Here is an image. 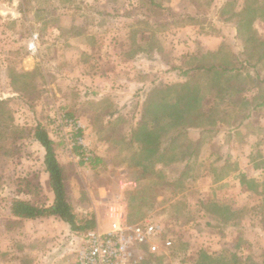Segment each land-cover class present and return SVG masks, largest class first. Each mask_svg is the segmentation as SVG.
I'll list each match as a JSON object with an SVG mask.
<instances>
[{"label":"rangeland","instance_id":"obj_1","mask_svg":"<svg viewBox=\"0 0 264 264\" xmlns=\"http://www.w3.org/2000/svg\"><path fill=\"white\" fill-rule=\"evenodd\" d=\"M153 1L0 0V121L15 127L0 139L6 146L0 154V264H70L74 257L78 232L59 218L10 214L12 198L38 205L53 198L44 149L33 137L37 123L53 140L74 210L94 217L87 231L107 229L109 207L118 206L128 223L156 222L172 239L131 264H214L202 263L199 250L212 258L237 251L262 262L264 66L246 64L235 27L257 14L252 28L264 39V0H247L251 12L243 9L245 0ZM34 34L32 52L27 44ZM196 64L235 67L217 93L211 86L224 82L185 78L189 94L200 84L204 96H214L216 123L189 132L201 139L197 157L143 173L130 129L152 90L173 87L180 70ZM61 112L76 122L98 164L80 161L72 128L57 127ZM202 199L220 202L212 215Z\"/></svg>","mask_w":264,"mask_h":264},{"label":"trees","instance_id":"obj_2","mask_svg":"<svg viewBox=\"0 0 264 264\" xmlns=\"http://www.w3.org/2000/svg\"><path fill=\"white\" fill-rule=\"evenodd\" d=\"M151 3L154 4V1L152 0ZM247 6L248 1L245 0L243 9L245 10ZM261 8L262 7H258L257 10ZM246 10L248 12L252 11L251 7H248ZM186 17L190 23L194 20L191 16ZM259 17L260 16L257 14H254L253 17L248 19L241 18L235 27L237 31L241 30L240 37H242V45L239 53L245 57L244 60L246 64L251 66H256V64L264 66V39H258L256 31L252 28L253 22ZM244 28L249 31H243L242 29ZM243 66L246 67V65L242 63L241 67L243 68ZM220 68L218 64L192 65L189 68L180 70L179 76L182 77L174 86L172 85L173 87H166L168 90L164 88L151 91L147 98V102L143 105L139 120H137L130 129L135 138L134 145H131L134 148L133 156L139 157L135 165L141 166L140 170L142 172L146 170L147 167L151 170L149 173L154 174L153 166L156 164L172 163L185 157L191 158L198 156L201 139L198 133L192 139V137L189 136V132H191V130L199 131V126L201 124L203 125L204 122H209L210 124L216 123L217 119L213 118V116L216 112L214 104L217 103L214 96L209 95L207 98L201 93L200 84H196L193 91L189 94L186 82H190V79L185 78H190V75H192V77H195L194 82H198L204 77L206 80L199 82H224V85H220V87H218L217 84L211 86L213 93L219 89L221 92L223 86L226 85L225 83L231 81L229 80V73L235 70V67ZM236 70H238V68H236ZM216 76L218 78H216ZM238 90H236V92ZM167 91L171 93L170 97L169 94L166 96L164 95ZM200 94H202L203 98ZM155 96L159 97L156 99ZM167 97L169 101H164ZM2 103H4V101L0 100V105ZM150 106L155 108H150ZM1 118L2 116L0 114V120ZM6 128H8L10 132V130L15 127L12 125L4 126L0 121V139L3 138L1 135ZM103 128L104 126L100 125L98 130L100 131V129ZM16 137L17 134L12 135L11 138L13 142ZM33 137L44 149V170L48 173V180L53 198L48 205H38L26 199L12 198L10 203V214L14 217L23 219H38L56 216L68 224L72 231L78 233L86 232L94 226V217L93 215L89 217L80 216L74 210L69 200L62 165L57 159L53 141L48 135L46 128L41 123H37L35 126ZM3 146H0V154L6 153V146ZM2 149H4V151H2ZM11 149L13 151L16 150L13 146ZM80 161L83 162L82 160ZM99 161L100 158L95 157L91 159L90 163L94 166L98 164ZM176 180H181V178H177ZM218 180L219 178L216 181ZM134 181L135 183H137L136 181L139 182L137 178ZM151 185L149 184L150 190L148 192L150 195L153 190ZM172 194L174 195L173 191H171V196H173ZM151 196L154 197L155 194L152 193ZM132 202L133 198L127 197V203L132 204ZM201 203L203 204L204 208H202L205 212L212 215L213 207L220 202L217 201L216 203L215 199H202ZM201 203L199 204L201 205ZM125 222L127 221L125 220ZM204 251L205 250H199L200 261L202 260L205 262L207 260L211 263L214 262V264H264V253L262 254V262H257L253 259H247V257L244 258L243 254L237 251L232 252L228 257L220 255L213 258L211 254H206Z\"/></svg>","mask_w":264,"mask_h":264},{"label":"built area","instance_id":"obj_3","mask_svg":"<svg viewBox=\"0 0 264 264\" xmlns=\"http://www.w3.org/2000/svg\"><path fill=\"white\" fill-rule=\"evenodd\" d=\"M37 35L31 36L28 50H36ZM57 127L65 126L73 130V145L78 148V157L90 161L92 152L79 134L80 128L64 112L59 114ZM65 138H67L65 136ZM123 211L118 206H110L109 226L105 230L94 229L76 234L75 252L71 264H131L148 254L157 253L159 248L168 247L172 239L165 235L162 225L151 221L127 223Z\"/></svg>","mask_w":264,"mask_h":264},{"label":"crops","instance_id":"obj_4","mask_svg":"<svg viewBox=\"0 0 264 264\" xmlns=\"http://www.w3.org/2000/svg\"><path fill=\"white\" fill-rule=\"evenodd\" d=\"M53 141V140H52ZM14 217V216H13ZM53 217H56V216H53ZM14 218H16V219H21V220H24L23 218H17V217H14ZM47 218V217H46ZM58 218V217H57ZM38 219H43V218H38ZM38 219H27V220H38ZM61 220V219H60ZM62 221V220H61ZM63 222V221H62ZM65 223V222H64ZM66 224V223H65ZM68 225V224H67ZM68 229L70 230V231H72L70 228H69V225H68ZM78 234V233H77ZM72 262H73V259H72ZM71 262V263H72ZM70 263V264H71Z\"/></svg>","mask_w":264,"mask_h":264}]
</instances>
